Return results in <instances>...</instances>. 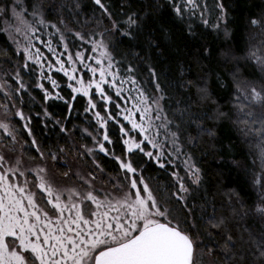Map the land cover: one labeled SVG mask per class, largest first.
<instances>
[{"label":"snow or ice","instance_id":"obj_1","mask_svg":"<svg viewBox=\"0 0 264 264\" xmlns=\"http://www.w3.org/2000/svg\"><path fill=\"white\" fill-rule=\"evenodd\" d=\"M90 3L94 13L100 14L97 26L103 20L109 24L103 32L96 33L102 37L100 40L73 31L63 18L59 24L76 41L90 44V52L95 55L80 50L73 53L65 32L57 24L46 21L44 6L38 0H28L27 5L25 0H11L10 5L0 7V18L6 25L0 32L6 33L15 45V55L24 61L20 66L23 70L30 73L39 70V79L46 78L54 89L58 88L57 81L46 75L44 61H48V73L54 70L67 77L73 101L77 95L88 98L85 112L93 110V119L105 131L102 140L93 136L96 148L85 146L84 151L94 157L98 150L113 159L119 166L117 177L122 175L123 179L113 183L111 190H101L94 183L97 173L89 170L87 177L76 173L81 186L61 188L48 178L45 167L23 169L19 158L10 164L0 154V264H264V78L257 84L255 80L241 78L239 71L244 61L264 77V6L257 14H241L237 25V16L223 0H214L211 9L206 0H146L138 8L122 11L121 19H116L106 0H90ZM125 7H130V0H122V9ZM80 9V0H66L60 6L61 11L77 16ZM211 12H215L214 20L209 18ZM197 13L204 29L216 33L218 40L222 37L215 52L217 65L225 68V73L210 67L205 70L201 64L202 60H212L214 52L206 42L201 43L205 33H198L193 27ZM29 16L31 21L27 19ZM234 26L244 29L241 41L236 39ZM47 27L55 29L50 35L59 36L62 51H57L51 39L45 41L36 35ZM19 34L24 36L23 47L16 39ZM114 35L125 38L130 47L140 48L135 58L147 62L151 92L142 85L136 75L138 69L132 64L121 71V62L103 39ZM33 40L43 44L51 58ZM172 52L178 55L168 59L166 70H171L170 65L175 63L179 77L169 91L160 81L161 77L165 80L170 77L157 70L160 60L153 63V58L154 55L166 58ZM189 52L190 62L201 68L195 78L186 77L188 69L183 61ZM81 71L90 74L87 81L83 75H77ZM228 76L231 84L226 82ZM12 79L19 86L14 90L6 91L5 85L0 84V91L8 100L27 91L19 68ZM213 86L231 94L228 111L218 106ZM36 87L44 91L45 100L64 99L59 92L51 96L42 83L38 82ZM93 89L95 96L103 101L106 115L95 111ZM111 91L125 101L124 106L116 103L118 111L114 114L107 107L114 102ZM174 92H179L182 98L177 99L171 94ZM65 103L71 111L72 103ZM0 107L7 108V104ZM14 115L26 121L24 128L32 137L30 120L19 109ZM44 115L48 117L49 113ZM116 117L126 122L116 121L124 146L119 156L106 147L114 143L107 126ZM225 125L229 133L234 131L241 137L235 144L229 139V151L240 143L248 146L251 175L244 183H250L256 192V200L248 203L240 188L218 187L216 194L224 198L230 216L217 215L215 194L209 200L207 191L200 197L201 203L190 202L193 193L199 194L204 177L193 156L184 151L186 144L193 145L203 137L217 141L218 130ZM0 129L11 138L10 143L0 147L15 151L18 142L15 128L0 122ZM66 131L60 127V132ZM31 144L44 159L35 138ZM59 151L63 153L65 149ZM137 154L165 171L169 165L173 169L180 167L174 161L183 157L184 175L176 170L170 173L174 190L167 186L153 188L150 178H145L142 168L132 159ZM51 159L56 161L58 156L52 153ZM92 163L99 173L104 172L95 157ZM244 163L247 164V158ZM232 167L241 170L243 165L233 160ZM26 171L33 173L34 181H29ZM244 171L247 175L249 169ZM63 175L67 177L69 173ZM209 205L212 211L208 210ZM249 220L254 223L249 225Z\"/></svg>","mask_w":264,"mask_h":264},{"label":"trees","instance_id":"obj_2","mask_svg":"<svg viewBox=\"0 0 264 264\" xmlns=\"http://www.w3.org/2000/svg\"><path fill=\"white\" fill-rule=\"evenodd\" d=\"M38 2L42 3L44 6L46 21L57 24V26L65 32V36L67 37L68 43L70 45V50L73 53L77 50H80L85 51V54L87 55L91 49V45L76 41L72 36V33L65 30L64 26L59 24V20L61 18L65 20L68 28H71L73 31H79L86 36L91 34L92 38L96 40H100L102 38L101 36L96 35V33L103 32L104 29L109 26L107 20H103L100 25L97 26L96 20L100 14L99 12L94 13V6L91 5L90 0H80L81 9L79 10L78 16L60 10V6L65 3L66 0H38ZM145 2L146 0H130V7H125L122 9V0H106V3L109 4L111 10L114 12L116 19L122 18V11H129L130 9L138 8L142 3ZM223 2L228 4L233 10V13L237 16V25L240 23L239 17L241 14H257L261 10V7L264 6V0H223ZM10 3L11 0H0V7L10 5ZM27 3L28 0H25L26 5ZM206 3L211 9L214 4V0H206ZM237 5H239V8H237ZM49 8H51L50 13L47 12V9ZM163 11L164 9H161V12ZM214 17L215 12L209 13L210 19L214 20ZM27 19L31 21L32 17L29 16ZM192 22L193 27L197 28L198 33L200 31L205 33V39L201 40V43L206 42L214 52V58L212 60L201 61L204 69L207 70L210 67L218 73H225L226 69L223 67H218L217 65L216 57L218 56V53L215 52L217 44L222 42V37L218 40L216 33L211 32L210 29L203 28V25L200 24L199 21V13H197V16ZM5 26L4 19L0 18V28H4ZM36 26L39 27V25ZM182 27V25H176V28ZM234 30L236 31L237 41H241V38L245 36L244 29L234 26ZM54 32L55 29L47 27L41 28L37 34L42 40L46 41L51 39L52 43L55 44L54 47L59 48V36L50 35ZM103 39L106 43L110 44V50L112 51L115 59L121 62V71L123 72L124 68H126L129 64H132L133 67L138 69L136 75L138 76V79L141 81L142 85L145 88H148L149 92H151V88L153 86L147 82V62H138L135 58V53L140 52V48L130 47L125 38L120 37L119 35H114L111 37L105 36ZM72 45L75 46L72 47ZM242 46L243 44L241 43V47ZM186 51L188 50L186 49ZM192 51H194V49H192ZM43 52L47 53L46 50H43ZM177 55L178 53L172 52L169 54V57L166 58H159L155 55L153 58V63H155L156 59L160 60L159 64L157 65V70L164 72V75L170 77L169 80H165L163 77H161L160 81L162 86L169 91H171V87L175 86V81L179 77V70L175 63L170 65L171 70H166V68L169 67L168 59L174 58ZM190 55L191 53L189 52V57L185 58L183 61L185 63V68L188 69L186 72V77L195 78L201 73V68L190 62ZM8 57L11 58L9 59ZM23 63L24 61L22 57H17L15 55V50L9 42L8 35L4 32H0V69L2 72L4 71L7 77L6 81L9 84H12V90H14L19 86L12 79V76L15 75L16 70L19 68L21 71V77L27 87V91H21L19 96H14L13 104H15V107L10 106L11 110H13V120L16 118L14 123L12 120L13 125H10L11 127L15 128L17 135L18 142L15 144V151H9L8 147L5 146L0 148L1 154L5 156L6 160H8L10 164H14L16 159L19 158L21 160V167L23 169H36L37 167H45L47 169V174L53 175L54 173L52 171L51 162L52 153L59 155L61 154L59 151L60 148H64L65 151H67L72 146H77L79 148L81 146H86L87 148H96V145L93 141V136H95L98 140H102L103 132L105 130L100 129L96 124L95 120L93 119V110H89L87 113L85 112V108L87 107L86 97L77 95L76 99L74 101L72 100L71 89L67 87L68 81L65 76L54 70L50 73L45 70L46 75L50 74L59 85L58 88L54 89L52 84L46 78L39 79V70L31 73L23 70L22 67H20ZM241 65H244L239 69L241 78L255 80L257 84H259L260 79L264 78L261 77V74L258 72V70L254 69V66L248 67L245 65L244 61H241ZM30 67L34 68L35 66L30 65ZM38 82L44 85V88L51 96L54 97L55 94L59 92V94L63 96L64 99L60 100L50 98L45 100L44 91L36 87ZM226 82L231 84L230 76H228ZM213 91L215 92L218 99V106L224 111H228L231 108V94L225 90H216L214 86ZM110 94L113 96L114 102L107 105V107L109 108L110 112L114 114L118 111L116 108V103L121 104L122 100L115 97L114 91H111ZM171 94L175 95L177 99L182 98L179 92H174ZM93 100L95 103H97V109H95V111H100L102 115H106L104 112L105 105L103 101H101L97 96L94 97ZM65 101L72 103L73 107L71 111H69L68 104H66ZM18 109L23 112L27 120H30V124L28 126L33 132L32 137L28 135V132L24 128L26 121L20 120L14 115ZM45 112L49 113L48 117L44 115ZM57 120L60 121V124L55 123ZM117 120L123 122L122 117H116V120L108 122L107 131L109 133L110 139L113 140L114 143L111 145L106 144V147L119 156L122 154V149L124 146L120 140V124L116 122ZM208 123L210 124L211 122ZM61 126L66 128L67 131L65 133L60 132ZM87 133H92V135H88ZM218 134L219 139L217 141H211L209 138L203 137L193 145H185L184 151L193 156L194 161L202 169V175L204 177V181L199 189V194L193 193V197L190 198V202H195L197 204L201 203L202 201L200 197L205 194V191H207L209 194V200H211L212 196L215 194V209L217 215L223 214L225 216H230V209L224 201V198L221 195L216 194L217 189L221 185L225 189L229 185L238 187L244 191V198L247 200V202L253 203L256 200V192L254 189H252L250 183L247 185L244 183L246 180H250L251 157L248 156V146L243 143H240L239 147L233 148L231 151L228 150L229 139L231 138L232 142L235 144L241 140V137H239L234 131L229 133L227 125L222 126L218 130ZM193 135H195V133H193ZM33 138L36 139L40 151L44 153V159H41L40 153L37 152L34 147H32L31 141ZM3 141L4 144L10 143L11 138ZM94 157L97 162L100 163L101 167L104 168L103 173H99L97 171L99 174V183L94 182L96 188L103 190L105 183H110V177H116L117 180L123 179L122 175L117 177L119 166L113 159L104 156V154L100 153L98 150L94 153ZM85 158L89 160L90 156L85 154ZM246 158L247 164L244 163ZM68 159L71 160L70 155H68ZM132 159L138 167L142 168L145 178H150L149 183L153 186V188L160 187L163 189L167 186L169 190H174L171 188V185L174 183L170 176L171 171L176 170L180 173V175H184L183 166L181 164L183 157L181 160L174 161L175 164L181 165L180 167L173 169L172 166L169 165L167 171L160 169L154 162L149 161L146 157H143L142 154H137L133 156ZM233 160L241 161L243 168L241 170L234 169L232 167ZM70 163L71 162L65 161V165L70 166ZM91 165L94 166V164L90 162L88 164V170L92 169ZM244 169H249L247 175L245 174ZM77 170L80 172V169ZM63 173V170L57 171L56 169L54 174V177H56L54 180L55 183H59L62 181V179H64L60 177V175H63ZM237 207H239V205H237ZM208 210L212 211L211 205H209ZM197 212L199 213V208H197ZM248 223L251 225L254 222L249 220Z\"/></svg>","mask_w":264,"mask_h":264},{"label":"rangeland","instance_id":"obj_3","mask_svg":"<svg viewBox=\"0 0 264 264\" xmlns=\"http://www.w3.org/2000/svg\"><path fill=\"white\" fill-rule=\"evenodd\" d=\"M36 35H38V34L36 33ZM16 39H18L21 42V47H23V45L25 43L23 34L17 35L16 36ZM9 42L13 46V49L16 51L15 45L10 40H9ZM33 42L36 43V46L37 47H40L41 48V51H43V50H46L47 51V49L44 47L43 44L37 43L35 40H33ZM53 46H55V44H53ZM58 46H59L60 49L58 47H56L57 48V51L58 52L59 51H62L63 50L62 49V46L61 45H58ZM44 54H45V56L51 58V55L52 54L49 53L48 51H47V53L44 52ZM88 54L95 55V54L91 53L90 51L87 53V55ZM44 63H45V70L47 71V63H48V61H44ZM52 63L54 64V61H52ZM89 63H93V62L89 61ZM56 67H58V65H56ZM59 73L63 75L62 72H59ZM77 75H83L85 81H87L90 78V74L84 73L83 71L77 73ZM6 78L7 77H6L5 73H4V71L2 72V70L0 69V84H4L5 85V90L6 91L12 90V87L13 86H12V84H9L6 81ZM66 79H67V77H66ZM68 83H69V81H68ZM72 83L74 84L75 82L73 81ZM91 91L93 93L92 98L94 99V97H96L95 94H94V89L91 90ZM13 103H14L13 100H8L4 96V93L2 91H0V105L7 104V108L0 107V122H4V123H8L9 125H13L14 120H16V118H14V120H13V117H12V114H13L12 111L13 110H11V108H10V106L13 107ZM121 105L124 106L125 105V101L122 100ZM17 118H19V117H17ZM12 120H13V123H12ZM133 135H135V133H133ZM8 138H10V137L4 136L3 135V130L0 129V144H4L3 143L4 142L3 140L6 141V139H8ZM67 151H69V152H67ZM67 151H65V152L57 155L58 156V159L56 161H53L51 159V162H52V171H53L54 174H55L56 169H57V171L58 170H63L64 172H68L69 175L67 177H65L64 175H60V177H62L64 179H62V181H60L59 183H55L54 180H55L56 177H54V174L53 175H48L47 174V176H48V178L50 180H52L55 183L56 186L61 187V188H69V187H78V186H81L82 182L77 179L76 173H79L82 176L85 175V177H87L88 172H89V170H88V164L93 161V157L90 156V159L89 160L85 158V154L87 156H89V155L84 151V147L83 146H81L80 148L77 147V146H72ZM0 154H1V150H0ZM68 155H70L71 160L68 159ZM65 161L71 162L70 163V166L69 165H65ZM85 168H86V171H85ZM77 169H80V172ZM91 170H94L97 173L98 178H99V174H98L99 170L98 169H95L94 166H92V169ZM0 171H2V169H0ZM26 176L29 179V181H34L35 180V176L31 172H27L26 171ZM110 178H112V177H110ZM117 181H118L117 179L116 180H112L111 179V181H109L110 183H108V184L105 183L106 186L104 185L103 187L111 190V185L113 183H116ZM95 182L96 183H99V180L97 179ZM33 190L38 192V190H36V189H33Z\"/></svg>","mask_w":264,"mask_h":264}]
</instances>
